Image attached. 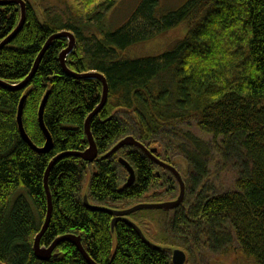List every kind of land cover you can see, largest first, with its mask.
Returning a JSON list of instances; mask_svg holds the SVG:
<instances>
[{"label": "trees", "instance_id": "trees-1", "mask_svg": "<svg viewBox=\"0 0 264 264\" xmlns=\"http://www.w3.org/2000/svg\"><path fill=\"white\" fill-rule=\"evenodd\" d=\"M25 1L21 31L0 48V264H90L69 240L59 242L49 260L37 257L49 194L52 217L42 248L71 235L81 237L95 264H173L171 251L178 247L188 254L186 264H264V0H185L177 9L163 0L126 8L118 5L122 0ZM130 8V15L121 11ZM21 17L17 3L0 5V45ZM182 26L184 35L159 54H128ZM62 32L76 39L66 57L72 74L60 61L71 39L59 37L27 87L3 86L28 79L49 39ZM94 73L109 92L90 122L99 155L93 163L76 155L57 160L47 194L53 159L90 145L85 124L104 96L103 82L89 76ZM47 95L43 117L53 148L39 153L19 129V105L27 97L24 129L42 149L47 139L39 111ZM129 136L157 148L162 161L163 152L170 163L183 157L189 168L185 201L176 210L128 216L145 237L123 217L113 230L112 214L83 201L90 166L97 173L88 199L98 206L126 209L114 205L142 200L156 184L158 165L142 149L104 157ZM120 158L135 168L129 188ZM175 180L168 179L171 191Z\"/></svg>", "mask_w": 264, "mask_h": 264}, {"label": "water", "instance_id": "water-1", "mask_svg": "<svg viewBox=\"0 0 264 264\" xmlns=\"http://www.w3.org/2000/svg\"><path fill=\"white\" fill-rule=\"evenodd\" d=\"M11 3H17L20 8L22 9V21L19 24V26L15 29V32L9 37L7 38L4 43H2L0 45V48H2L4 46L5 43L10 42V40L15 37V35L21 31V28L23 27L24 23H25V11H26V1L25 0H0V5H7V4H11ZM59 37H66L70 40V44L69 47L67 49H65V51L60 55V61H62V65L64 70L68 73V74H72V72L69 70L68 66H67V61H66V57L68 54L71 53L72 49L75 47L76 44V39H74L73 34H69L66 32H62L59 33L58 35H55L54 37L50 38L48 43L46 44V46L44 47V49L42 50L43 52L40 54V56L38 57V60L36 61V65L34 67V69L32 70V72L30 73L31 75L28 77V79H26L25 81L17 84V86H12L9 84H5L3 83V86H7L13 89H17V88H25L28 86V83L31 81V79L35 76V72L38 69L39 63L41 58L43 57V55L46 53V50L49 48V46L52 44V42L54 41V39H58ZM90 77H96L98 78L101 82H103L104 85V96H103V100L100 103L101 105L98 106L95 110L94 113L91 114V116L88 118L85 126H86V134L87 137L89 138V142L90 145L88 147V149L86 150V152H75V153H71V152H65L64 154H61L59 156H57L56 158L53 159V162L50 164L49 168L47 169V173H46V178H45V183H46V191L47 194H49V187H48V177L50 174V170L52 169V167L54 166V163L57 162V160H59L60 158H63L64 156H68V155H73V156H79L80 158L84 159L85 161L87 160L88 162H95L97 160V157L99 155V150L98 148H96V144L94 141V138L92 137L91 134V126H90V122L92 120L93 117H95L99 111H101L105 106H106V102L108 99V83L107 81L104 79L103 76L99 75L98 73H94L89 75ZM27 97H24L19 105V113H18V124H19V129H21V133L22 136L24 138V140L27 141V143L30 145V147H32L35 151H38L39 153H47L50 152L51 149L53 148V139L51 137V134L48 130V128H46L45 125V120H44V111H45V104L46 101L48 99V95L46 96V98L44 99V101L41 104V108L39 111V124H40V128L43 129V132L45 134V137L47 139L46 144L44 145V147H42V149L38 148L32 140L29 139L26 129H24V124H23V111H24V103ZM130 146H136L139 149H142V151L151 159L154 160V162L162 168H166L168 171H170L172 173V175L174 176V178L176 177V179L179 182L181 191L179 196L176 198V200L174 201H165V203H143V204H138V205H134L131 208H127V209H122V210H114V209H109L107 207L101 206V205H95L90 203L89 199H88V193L87 195L84 196L83 201L85 203V205L93 210L96 211H104L107 213H110L114 216V219L112 220V229L114 230L116 222L118 221L119 218H124L125 221L127 223H129L131 226H134L137 228V230L139 231V233L145 237V234L142 233L141 229L136 225V223L131 222L128 218L129 215L133 214L136 211L139 210H144V209H155V208H159V209H163V210H173V209H177V207H179L183 202H184V198L186 195V188H185V184L183 181V177H181V173L179 172V170L176 167H173L171 164L166 163L165 161H161L157 156V148H153V150H149L147 149L146 146H144L142 143L140 144L133 136H129L126 137L122 140L119 141L118 144H116L114 146V148L106 155L104 156L105 158H108V156L115 154L117 152H119V150L125 148V147H130ZM120 163L122 164V166L124 167V169L127 170L128 172V181L125 184V188H129L131 187L135 182H136V172H135V168H133V166L125 159V158H120ZM51 212H52V205H51V197L49 194V210H48V214H47V219L45 221L44 224V228L41 231V233L36 237V241H35V246H34V250L36 251V255L39 259L41 260H49L54 252H55V248L57 247V244L61 241H71L78 249H80V251L82 252L83 256L85 257V259L88 260V262L90 264H95L93 262V260L91 258H89L88 254L86 253L85 249L82 246V242H81V237H74L71 235L68 236H64V237H60L57 239V241L55 243H53L50 247H46V248H42L40 246V242L42 237L45 235V232L48 229V225L51 221ZM149 241V240H148ZM150 242V241H149ZM151 243V242H150ZM153 244V243H151ZM154 245V244H153ZM158 246V245H155ZM161 247V246H158ZM172 256V263L173 264H186L187 260H188V254H186V252L181 249V248H176V249H172L171 251Z\"/></svg>", "mask_w": 264, "mask_h": 264}, {"label": "rangeland", "instance_id": "rangeland-1", "mask_svg": "<svg viewBox=\"0 0 264 264\" xmlns=\"http://www.w3.org/2000/svg\"><path fill=\"white\" fill-rule=\"evenodd\" d=\"M34 1V0H32ZM71 2L75 3L74 1L77 2V4H79V0H70ZM140 1L142 0H122L118 3V5L122 6V7H128V6H135V4H137L135 7H137L140 3ZM163 2L166 3V5L168 4V6L171 9H177L179 8V6L183 5L186 1L185 0H163ZM162 2V5H163ZM49 3V1L46 2V6ZM135 8H130V10L128 11L127 9L121 10V11H125V14L130 15V13L134 10ZM120 19V16H119ZM126 19V18H125ZM118 22H120V20H118ZM185 32V28L182 26L180 28H177L175 30H171L169 31V33H166L164 35H162L161 37H159L157 40L151 41V42H147L146 44H141V45H137L136 47L130 49L128 51V54L130 56H144V55H148V54H159V52H162L165 49L170 48V46H172L177 40L180 39V37H182L184 35ZM196 133L201 134L200 132H198L196 129L195 131ZM202 135V134H201ZM209 138V136H208ZM120 151V150H119ZM119 153V152H117ZM115 153V154H117ZM123 156V154L120 152L119 156ZM172 158V156H170L169 154L164 153L163 152V157L162 159L165 160L166 163L171 164L173 167H176L179 172L181 173V177H183V181L185 184V188L187 191V187H188V183H187V174H188V166H187V161L181 157V156H174L173 159L171 160V163L168 162V158ZM162 161V160H161ZM164 162V161H163ZM157 177H158V181L156 182V184L152 187L151 191L142 199V200H134L132 202H121L118 204H115L114 206L117 208H131L134 205H138V204H143V203H165V201H174L176 200V198L179 196L181 188L179 185L178 180H175L174 183V190H170L167 186H168V179L170 178H174L171 174L167 172L165 169H162L161 167H156L155 169ZM97 173V170L93 167L90 166L88 168V172L85 175L84 178V183L82 186V193L85 195H87L90 184H91V179L93 177V175ZM121 175L123 178L127 179L128 178V172L126 169L121 168ZM234 175V174H233ZM232 175V180L235 179L236 175L233 176ZM234 182V181H233ZM187 183V186H186ZM229 189L234 188L233 184L231 181H228L227 184ZM186 196V195H185ZM185 201V200H184ZM176 210V209H173ZM147 224H144V228L146 229L147 233L150 234L148 232L147 229ZM151 236V234H150ZM152 237V236H151ZM234 259V257L231 258V260Z\"/></svg>", "mask_w": 264, "mask_h": 264}]
</instances>
